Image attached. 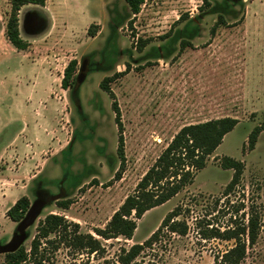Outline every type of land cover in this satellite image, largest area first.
Returning <instances> with one entry per match:
<instances>
[{
  "label": "rangeland",
  "instance_id": "1",
  "mask_svg": "<svg viewBox=\"0 0 264 264\" xmlns=\"http://www.w3.org/2000/svg\"><path fill=\"white\" fill-rule=\"evenodd\" d=\"M209 1L206 11L203 0H143L133 15L125 0H45L43 7L28 5L18 13L20 36L28 43L26 50L18 51L5 36L11 0H0V57L7 59L0 66V137L8 152L0 160V246L19 235V222L6 212L23 196L29 208L39 198L47 203L25 230L21 246L27 252L49 214L78 224L80 233L93 235L104 248L102 255H87L48 246L46 264L116 261L121 249L143 243L178 208L175 220L186 224V235L163 229L137 262L221 264L217 259L234 242L211 232L233 226L235 217L255 206L261 228L240 264H264V131L252 150L247 147L249 134L264 120V0H242L237 6ZM218 14L226 25L213 30ZM181 15L189 19L163 38ZM92 24L96 35L90 37ZM138 40L148 41L141 51ZM183 41L190 45L182 49ZM72 60L73 81L64 90L63 72ZM81 68L84 80L76 85ZM7 69L17 71L5 73ZM107 78L109 92L100 88ZM16 80H22L23 90L16 86V91ZM35 80L43 91L26 90L24 85ZM223 117L238 124L191 185L146 212L131 240L95 235L183 126ZM26 124L33 132L38 128L53 145L46 149L42 143L37 166L20 183L13 175L21 162L14 140ZM120 135L123 163L117 150ZM224 156L244 167L239 185L227 196L223 191L233 171L220 167L218 159ZM55 196L59 198L52 200ZM60 203L68 207L60 208ZM5 255H0V264H5Z\"/></svg>",
  "mask_w": 264,
  "mask_h": 264
},
{
  "label": "trees",
  "instance_id": "2",
  "mask_svg": "<svg viewBox=\"0 0 264 264\" xmlns=\"http://www.w3.org/2000/svg\"><path fill=\"white\" fill-rule=\"evenodd\" d=\"M127 7L133 15L139 13L143 0H125ZM231 5L237 6L242 0H225ZM45 0H11V10L5 26V36L8 42L18 51H24L28 47L19 32L18 13L21 8L28 5L43 7ZM210 1L203 0L204 10L210 9ZM200 12L205 13L203 8ZM218 14V19L214 28L225 26L226 20ZM188 15H181L172 25L170 31L163 36L169 37V33L175 25L187 21ZM240 21V20H239ZM96 25H90L87 34L90 37L96 35ZM141 47L148 41L138 40ZM181 48L188 47L189 42H181ZM76 67V61L72 60L66 66L61 80V87L66 90L73 80L72 75ZM110 78L103 80L100 88L109 92L107 83ZM116 119H119V111L113 105ZM238 124V120L231 117H223L215 120L183 126L166 145L155 162L143 174L132 194L128 195L119 208L112 214L111 218L103 229H95L96 236L103 240H111L122 237L131 240L136 230V222L143 215L153 208L162 206L178 195L185 187L191 185L199 171L206 167L208 158L222 144L224 137L230 133ZM264 131L263 122L254 127L247 139L249 150L254 148L258 136ZM70 146H68L67 151ZM118 154L123 163V140L121 135L118 138ZM220 167L224 170L233 171L229 183L226 185L223 194L227 196L240 183L244 170L243 164L230 157L218 159ZM118 178V176H116ZM116 178V179H117ZM60 208L66 209L67 203L58 204ZM242 207V208H241ZM236 209V215L243 210V206ZM29 208V200L23 196L7 210L6 216L13 222H20ZM180 215L179 209L170 211L161 221L159 228L153 232L147 240L141 244H134L128 249H121L116 261L105 260L104 264H142L137 262V257L145 249L151 247L152 243L158 239L159 233L167 229L172 234L185 236L187 226L184 222L175 220ZM247 216L246 220L245 217ZM234 225L220 232L213 230V237L225 241H233V246L220 256L217 261L221 264H240L246 257L247 250L253 247L257 241L261 228L260 215L255 206H250L248 213H242L239 218L235 217ZM48 246H52L54 251L59 247L73 249L87 255H102L104 248L99 239L91 234L80 233L78 224L67 222L62 216L53 214L47 215L40 222L37 234L31 241L30 250L27 252L21 246L16 252L5 255V264H46L45 252Z\"/></svg>",
  "mask_w": 264,
  "mask_h": 264
},
{
  "label": "crops",
  "instance_id": "3",
  "mask_svg": "<svg viewBox=\"0 0 264 264\" xmlns=\"http://www.w3.org/2000/svg\"><path fill=\"white\" fill-rule=\"evenodd\" d=\"M3 31H4V27H3ZM16 59V58H14ZM7 59H4V57H0V66H4L6 63ZM3 61V62H1ZM3 63V64H2ZM19 65L22 66V63L19 62ZM17 70H8L5 71L6 72H10L12 74H14ZM35 75H32V80L35 79L36 77V73L37 71H34ZM16 77V76H15ZM4 79H6V75H4ZM17 81V80H16ZM29 81V80H27ZM18 85H13L17 91V87L20 88V90H23L22 88V80L20 82H18ZM2 86V85H1ZM17 86V87H16ZM26 87V90L32 92V93H37L40 89L41 91H43V85L40 84V82L38 80H35V82H31L30 84H26L24 85ZM30 118H32V116H30ZM24 131H27L25 133H27V137L28 139H30V141L28 142L26 139L27 137H24ZM1 136V135H0ZM49 138L45 137L42 133H40V131L38 130V128H36V130L30 129V125L26 124V126L24 125V127H22L20 134L16 137V139L14 140L15 146H14V151H15V155L19 156V159L21 160L20 165L18 167V169L16 170V173L13 174L14 178H15V182H20L22 183V179L24 177L25 174L32 172V170L37 166V158H38V151L40 149H42V143L45 142L46 143V149L50 147V145H53V142L50 141L49 144ZM7 152V148L6 146H4V144L2 143L1 137H0V160L1 157ZM8 153V152H7ZM23 157H26L25 159H23ZM36 175L32 176L35 177ZM31 177V178H32Z\"/></svg>",
  "mask_w": 264,
  "mask_h": 264
},
{
  "label": "water",
  "instance_id": "4",
  "mask_svg": "<svg viewBox=\"0 0 264 264\" xmlns=\"http://www.w3.org/2000/svg\"><path fill=\"white\" fill-rule=\"evenodd\" d=\"M82 70L83 68H81V72L77 77L76 85H79L84 80V74H82ZM58 198L59 196H55L52 200H56ZM46 204L47 203L43 199L39 198L31 205L23 219L18 224L17 231L19 235L15 236L9 243L0 246V255L14 253L21 247V244L25 239V230L34 223Z\"/></svg>",
  "mask_w": 264,
  "mask_h": 264
}]
</instances>
